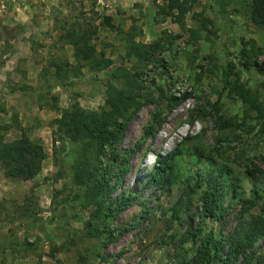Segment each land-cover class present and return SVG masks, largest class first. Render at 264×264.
<instances>
[{
  "label": "rangeland",
  "instance_id": "1",
  "mask_svg": "<svg viewBox=\"0 0 264 264\" xmlns=\"http://www.w3.org/2000/svg\"><path fill=\"white\" fill-rule=\"evenodd\" d=\"M186 1L190 10L179 26L155 0H0V135L19 139L20 126L46 154L32 180L0 170V264H192L209 234L216 241L234 233L253 183L264 190V31L250 21L251 0ZM104 18L112 28L101 25ZM76 23L95 31L92 44L111 64L96 73L85 65L80 78L68 73L64 86L52 88L54 65L75 64L61 38ZM131 35L148 47L146 59L126 57ZM234 82L256 96L260 111L242 103ZM110 87L141 96L143 106L118 147L129 156L127 173L118 185L114 175L107 179L104 207L96 211L87 188L74 183L82 156L95 160L53 122L73 104L98 112ZM184 94L189 98L170 109L169 99ZM153 116L161 124L144 137ZM194 148L211 163L188 157ZM176 149L186 155L176 159L178 181L164 189L147 184L157 157ZM223 169L237 180L236 197L223 188L216 208L223 216L200 221L202 190L190 195L191 176ZM128 198L126 209L116 208ZM258 213L257 205L249 211ZM95 229L98 237L87 234ZM189 229L195 242H184ZM254 251L250 264H264L263 237Z\"/></svg>",
  "mask_w": 264,
  "mask_h": 264
},
{
  "label": "trees",
  "instance_id": "2",
  "mask_svg": "<svg viewBox=\"0 0 264 264\" xmlns=\"http://www.w3.org/2000/svg\"><path fill=\"white\" fill-rule=\"evenodd\" d=\"M93 6L97 0H91ZM162 2L163 6L159 7L161 13L169 16L173 22L179 26L184 24L186 15L190 10V5L186 0H155ZM250 21L251 23L264 31V0H251L250 5ZM101 25H106L112 28L111 19L104 18ZM62 40L65 44L71 46L73 50L74 66L67 61L63 63L64 68L57 66L55 76L58 80L53 87H62L68 79H78L82 76V69L88 66L92 73L99 70L107 69L111 61L99 58L92 37L95 31H91L87 27L76 23L69 28L64 29ZM20 33V31H19ZM18 33V34H19ZM22 33V32H21ZM131 35L128 42L126 57H140L146 59V49L148 47L141 46L133 42ZM130 41V42H129ZM140 47H143L139 51ZM245 55L246 53L243 52ZM71 76L66 78V74ZM67 79V80H66ZM232 91L244 104H248L252 109L260 111L256 104V96L249 90H246L241 84L234 82ZM189 98V94H184L179 98L171 97L169 99V107L173 109L182 105ZM141 96L133 95L122 90H116L110 87L107 91L105 107L98 112H85L78 104H73L70 108L64 110L58 119L54 120V125L57 126L56 133L64 136L73 143L83 142L84 153L90 151L95 161L88 162L83 155L82 158L75 164L74 183L76 185H84L87 188L88 201L98 209H103L104 199L108 195L107 179L114 175L117 179L115 185L123 179L127 173V164L129 156L122 155L118 151V147L122 141L127 125L132 117L143 106L140 102ZM205 112H202L199 117H205ZM161 120L156 116L152 118L151 126L144 130V137L154 135V127H159ZM20 130L21 137L11 142H4L3 136L0 135V170L4 176L9 179H21L29 181L34 179L41 170L42 163L46 159V154L42 145L32 141L27 135V129ZM185 150L176 149L173 154L167 157H157L153 173L150 176L147 184L158 186L161 189L170 187L178 181L179 170L176 159L185 157ZM188 157H194L197 161L204 159V163L210 164L211 158L204 157L203 152L194 148L187 153ZM116 170L114 173L113 170ZM191 179L195 181L194 188L190 190V195L202 193L199 196L201 203L199 220L206 218H214L217 216L216 208L219 199L222 197V189L227 187L231 190L234 197L238 184L236 178L228 174L227 169L218 170L216 172H206L201 175L195 172ZM189 179H186L188 181ZM128 198L124 206L116 208L126 209L130 203ZM259 207L257 215L250 216L249 211L254 206ZM123 207V208H122ZM149 210L144 212V215ZM94 233L88 232L91 237H98L97 229ZM196 232L192 229L187 231V237H184V242L196 240ZM264 238V190H261L253 183V188L250 191V197L243 200L237 218V225L234 233L226 240H214L209 234L207 242H205L200 250L192 259V264H211L218 262L219 264H250L251 257L255 254L254 246L260 238ZM226 248L225 253L219 254ZM252 255V256H251ZM240 259H242L240 261Z\"/></svg>",
  "mask_w": 264,
  "mask_h": 264
},
{
  "label": "built area",
  "instance_id": "3",
  "mask_svg": "<svg viewBox=\"0 0 264 264\" xmlns=\"http://www.w3.org/2000/svg\"><path fill=\"white\" fill-rule=\"evenodd\" d=\"M179 91H180V89L179 88H177ZM180 93L182 94V91H180ZM178 96L180 95V94H177Z\"/></svg>",
  "mask_w": 264,
  "mask_h": 264
}]
</instances>
